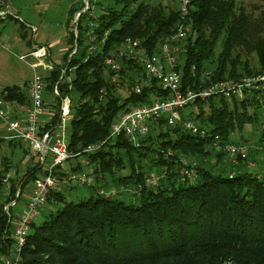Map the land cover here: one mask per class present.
<instances>
[{"label": "trees", "instance_id": "16d2710c", "mask_svg": "<svg viewBox=\"0 0 264 264\" xmlns=\"http://www.w3.org/2000/svg\"><path fill=\"white\" fill-rule=\"evenodd\" d=\"M105 1L88 0L85 12L84 3L69 10L68 48L62 56L65 66L53 65L44 78L47 95L53 94L55 86L60 97L78 94L74 103L70 99L72 116L67 128L68 152L75 159L89 145L108 138L121 112L151 104L154 97L167 98L155 80H148L137 59L121 57L118 71L106 66L105 60L118 56L128 39L137 41L150 55L179 27L187 29L177 66L183 90L264 71V11L256 18L235 0H191L183 17L179 9L161 3L151 6L154 0H109L113 5L104 7ZM77 14L78 20L72 23ZM250 55L255 57V67ZM137 84L139 94L133 90ZM120 88L129 90L123 101L116 96ZM2 98L8 104L28 103L25 92L16 87L4 89ZM232 105L230 110L223 97L195 104L198 113L189 119L199 121L200 131L208 138L161 120L140 149L124 137L106 143L88 157L95 182L93 187L82 188L88 197L73 202L66 201L62 192H51L47 204L62 206L54 207L41 223L31 224L19 264H264V171H249L245 161L231 168L221 164L218 169L225 153L211 150L215 135L221 144L247 145L231 137L236 129L257 121L259 103L243 102L242 109L235 102ZM250 107L253 115L246 112ZM58 121L56 112L50 123L40 127L41 132L54 130ZM262 134L264 138V130ZM2 144L23 149L21 142L0 139ZM211 157L216 167L207 166ZM181 158L197 161L195 182L179 181ZM10 170L11 161L5 157L0 162V264L12 248L11 233L17 206L25 202L24 188L42 175L38 162L18 183L11 177L3 183ZM75 170H81V165ZM124 170H129L128 175L119 174ZM164 171L167 175L155 190L142 187L137 194L118 195L129 197L128 203L97 194L113 186L137 189L147 177ZM12 202L15 205L6 211Z\"/></svg>", "mask_w": 264, "mask_h": 264}, {"label": "built area", "instance_id": "2783aa9c", "mask_svg": "<svg viewBox=\"0 0 264 264\" xmlns=\"http://www.w3.org/2000/svg\"><path fill=\"white\" fill-rule=\"evenodd\" d=\"M4 1L6 0L0 2V7ZM190 1L178 0L181 16L185 17L188 14ZM88 4V0H86L82 12L87 11ZM6 17L15 18L5 6L4 8H0V20L3 21ZM78 17L79 14L76 15L74 23L78 20ZM89 26L93 27V24L90 23ZM187 32V29H184L182 26L179 27L178 32L173 37L164 40L156 52L150 55L139 48L137 41L128 39L125 42L123 45L125 51L119 53L120 58L128 57L137 59L143 67V72L148 80H155L161 91L167 94V98L158 100L154 97L151 104L132 107L129 110L121 112L111 124L108 138L105 141L86 147L82 151L81 161L77 162L71 171L65 168V163L73 158L68 152L67 141V127L71 114L70 97H60L57 86H55L53 96L59 99L60 102L58 112L59 121L56 127V129H59V133L54 137V142L51 146L50 135L43 134L39 124L45 107L44 95L46 92V84L44 75L35 72L29 82L27 89L28 103L24 105L23 118L13 116L10 112V105L0 99V139L21 142L29 151L27 158H36L42 166V175H39L31 183V189L28 193L25 206L16 213L15 223L11 233L12 248L8 255L1 257L2 264L20 263L21 252L25 247L30 226L41 216L51 192L59 193L63 187L90 188L95 185L94 179L89 173L83 170L76 171L75 169L78 165L83 166V168H89L88 157L101 151L106 143H114L117 138L124 137L127 143L136 149H140L144 146L143 141L148 137L153 125L161 120H164L170 127L180 126L189 134L196 135L200 133L203 137L208 138L210 135L205 134V131H200L199 126L194 120L182 117L181 113L183 109L190 108L197 102L206 101L211 97H223L228 100L241 97L245 93H251L257 96L264 94V71L244 76L237 80L226 79L214 82L197 90H183L182 76L177 66L178 55L184 53L181 45L187 38ZM0 47L7 51L11 50V45L4 42L1 35ZM27 57H31L35 61L40 62L44 71H50L52 69V64L48 62L50 57L49 48L45 46H36L32 52L19 57V59L24 61ZM105 64L113 71L120 69V64L114 57L107 58ZM32 67L36 69L35 65H32ZM63 75L64 73H62ZM133 90L136 94H139L141 86L137 84ZM212 139V149L227 153L229 159L234 163L232 165L235 166L239 161H246L248 158L250 153V147L248 145L234 143L221 144L222 142L218 135L213 136ZM179 167V181L181 183H193L197 180V161L181 158ZM254 167V163L247 162V169ZM166 175L164 171L160 175L147 177L144 183L139 185L137 189L128 187V185L120 187L113 186L107 189L101 188L97 194L103 198L112 199L121 193L137 194L142 187L155 190ZM232 177L233 173H230L229 178ZM9 178L10 175L7 174L2 182L7 183ZM14 205L15 202L10 203L5 207V210L7 211L8 207H13Z\"/></svg>", "mask_w": 264, "mask_h": 264}, {"label": "rangeland", "instance_id": "374dc122", "mask_svg": "<svg viewBox=\"0 0 264 264\" xmlns=\"http://www.w3.org/2000/svg\"><path fill=\"white\" fill-rule=\"evenodd\" d=\"M3 0H0L2 2ZM85 1V2H83ZM236 3L241 4L242 8L246 13L253 14L254 17H260L262 11H264V0H235ZM84 3L86 4V0H6L3 2L0 8L7 7L8 11L15 16V21L11 20L12 17H6L5 20H0V35L2 36L4 42H7L11 45V50L7 51L0 47V99L2 100V93L4 89L7 88H19L21 91L25 92L27 95V89L29 86V82L33 77L34 73L37 72L40 75H44V77L49 76V71H44L41 68L32 69L30 67V63L33 60L31 57H27L24 61L19 59V55L27 54V49L29 52V47H32V44L37 43L40 44L38 46H45L49 48V52L51 54V58L60 59V66L64 67V61L62 59V55L67 52V36H68V12L71 8H78L80 5ZM158 3H161L163 6H167L170 9L176 10L179 9L178 0H154L151 2V6H156ZM112 6V2L106 0L104 2V7ZM75 20V18L73 19ZM72 21V20H71ZM70 21V22H71ZM74 23V21L72 22ZM26 26H24V25ZM20 25H23L20 26ZM32 28V29H31ZM19 35L21 37H19ZM25 35V39H22V36ZM24 41V42H23ZM25 45V49L23 46ZM62 49H66L63 53ZM125 49L122 47L119 50L120 52H124ZM220 51L219 47L216 50V54ZM32 52V50H31ZM76 51L73 52L75 54ZM115 56L113 54L114 59L120 64L122 67L123 62H121L120 56ZM28 55V54H27ZM248 59L251 62V66L255 67L256 60L253 55H250ZM180 61H182L180 59ZM53 63V62H52ZM181 64V63H180ZM180 73L181 70H179ZM131 74V73H130ZM137 73H133L135 76ZM73 75V72H72ZM131 75V76H133ZM72 79V76L69 80ZM129 90L126 88H120L116 92V96L120 97V101L125 100L128 95ZM53 95V94H52ZM52 95H47V100L50 101ZM78 94L76 92H72L70 94V99L74 103L77 99ZM46 97V95H44ZM234 99V101H232ZM228 99L227 103L229 105L230 110H232V103L235 102L240 107L241 103H250L251 105H255L257 101L259 103L260 109H258V119L256 122L246 124L241 129H236L232 134L231 141L236 143H243L246 141L248 147H250V157L246 159L245 163L252 162L255 164L254 168L248 169L251 172L264 171V138L262 137V132L264 130V94L259 96L245 93L241 97H236ZM4 101V100H3ZM7 103L6 101H4ZM8 104V103H7ZM258 106V107H259ZM59 108V106H58ZM57 108V109H58ZM240 109H242L240 107ZM205 113L208 112V105L206 104L203 108ZM58 112V110H57ZM240 112H242L240 110ZM248 115H253V107H250L246 110ZM198 108L197 106H192L190 108H185L182 111V115L185 118H190L191 114L197 115ZM72 113L69 116V120L71 119ZM54 117V116H53ZM53 119V118H52ZM196 124L201 127L199 121H196ZM68 128V127H67ZM257 148L259 150H257ZM213 151V149H211ZM25 151V152H24ZM27 151V153H26ZM26 153V154H25ZM29 151L27 147L23 145V149H20L18 146L8 147L6 144H2L0 146V162L3 158L7 157L11 161V170L8 173L12 179H14L15 184L18 183L30 170L34 169L38 164V160L36 158H27ZM213 153V152H211ZM225 153V152H223ZM214 156V154H213ZM79 159H70L69 162L65 163V168L68 170H72L74 165L77 162H80ZM216 159L211 157L208 160L207 166L216 167ZM222 165L226 167L234 164L232 160L229 159L227 153L224 154L222 158V163L218 166V169ZM81 170L86 171L90 175L92 174L93 168H83L81 166ZM129 170L121 171L120 175H128ZM262 173V172H261ZM39 174H42L41 172ZM38 174V175H39ZM8 184H6L7 186ZM20 188V187H18ZM133 188V187H132ZM31 189V183L28 184L24 188V196L25 199L28 196V191ZM19 190V189H18ZM87 189L83 190L81 187H63L61 192L65 195L66 201L79 202L84 198L88 197ZM130 195V193H121ZM133 194V193H132ZM126 195L119 197V199L124 200L125 202L129 197ZM23 199V200H24ZM24 203L21 201L20 204ZM62 204H46L44 208V214L38 217L35 220V223H41L44 219V216L47 215L50 211L55 210V208H60ZM20 205L17 206L19 209Z\"/></svg>", "mask_w": 264, "mask_h": 264}, {"label": "crops", "instance_id": "0c3cea01", "mask_svg": "<svg viewBox=\"0 0 264 264\" xmlns=\"http://www.w3.org/2000/svg\"><path fill=\"white\" fill-rule=\"evenodd\" d=\"M15 19L16 18H13V19H11V20H14L15 21ZM24 25V24H23ZM23 25H20V26H22L23 27ZM25 26V25H24ZM26 27V26H25ZM24 28V27H23ZM19 37H21L20 35H19ZM23 39V38H22ZM24 42V41H23ZM38 45H40V44H37V43H34V44H32V49H31V47H29V52H28V49H27V54H29L30 52H31V50H33L34 49V47H36V46H38ZM23 49H25V45L23 46ZM63 50V53H64V51L66 50V49H62ZM50 53V52H49ZM27 54H24V55H27ZM64 55V54H63ZM62 55V56H63ZM19 56H23V55H19ZM34 60V59H33ZM48 62H50L51 64H52V66L53 65H59L60 66V59L58 60V59H53V58H51V54H50V57H49V59H48ZM53 62V63H52ZM32 65H35L36 67V69H38V68H41V69H43L42 68V66H41V63L40 62H37V61H32L31 63H30V67L32 68V69H34L33 67H32ZM46 95V97L44 98V103H45V107H44V114L42 115V119L39 121V124H40V126L43 128L44 126H46V123H48L49 121H51L52 120V118H53V116H55V114H56V112H57V110H58V112H59V108L57 109V107H58V101H59V99H57L56 97H54V96H52V98L50 99V101H48L47 100V94H45ZM59 104H60V102H59ZM10 105V112H11V114L13 115V116H15V117H19V118H23L24 117V113H23V109H24V105H19V104H16V103H12V104H9ZM43 133V132H42ZM59 133V129L57 128H55L54 130H52V131H49V132H45V133H43V134H48V135H50V138H51V142H50V146L52 145V143L54 142V137L57 135ZM68 136V135H67ZM30 191V190H29ZM29 191H28V193H29ZM85 192H88V191H85ZM89 194V193H88ZM27 198H28V196L25 198V202L24 203H22L21 205H20V207H19V210H21L24 206H25V204H26V201H27Z\"/></svg>", "mask_w": 264, "mask_h": 264}]
</instances>
